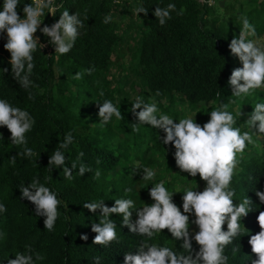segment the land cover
Here are the masks:
<instances>
[{"label": "trees", "instance_id": "16d2710c", "mask_svg": "<svg viewBox=\"0 0 264 264\" xmlns=\"http://www.w3.org/2000/svg\"><path fill=\"white\" fill-rule=\"evenodd\" d=\"M30 2L20 0L18 14L21 18L23 3ZM169 3L176 5V11L171 12V19L161 26L154 16L155 8H164ZM140 5L147 8V15H134L133 10ZM181 8L184 13L178 15ZM2 10L3 0H0ZM64 10L70 14L78 13L84 27L79 30L80 35L71 51L59 58L54 45L49 43L50 38L38 28L34 35L39 37V43L44 47L38 45L33 53L35 67L30 77L33 85L28 89L21 88L11 75L10 53L4 48L7 36L0 33V99L26 109L35 120L32 129L26 133L27 145L12 144L9 130L0 127V203L7 207L6 213H0V232L7 233V239L0 240V264H6V256L14 259L17 251L25 250V245L45 256V260L37 261V264H95L93 258L97 256L100 257V264H124L125 253L135 254L145 238L132 234L126 226H122V216L111 214L109 218L117 226V241L108 247L94 244L97 234L91 229L93 223H99L100 212L89 211L84 208V203L102 199L106 206L112 207L115 199L129 198L136 207H142L144 203L151 205L154 201L149 196V190L152 184L163 180V176L157 177L156 172L154 180H142L144 167L156 166L158 171L164 169L165 173L172 174L171 180L165 181L170 192L177 182H185L183 178L186 174L175 163V148L159 140L158 136L165 135L162 130L150 125H140L138 132L132 130V124L138 122L131 113L132 103L137 96L149 102L152 98L159 112L170 115L178 123L180 113H174L163 102L175 105L179 97L197 113L195 120L203 126L210 119L212 109L232 99L228 81L238 66L228 45L233 36H239L242 27L240 19L232 28H227L218 20L209 21L212 8L199 0H126L124 15L129 19H140L136 23L139 42L135 68L126 71L127 77L118 82L102 77L110 71L113 58L121 51L126 38L127 30L115 21L119 15L115 0H58L55 16L45 9L40 28L58 21ZM109 14L113 17L112 21L103 23L104 17ZM243 15L255 26L256 38L263 37L264 3ZM5 68L8 69L6 73L3 71ZM90 68L95 69L91 75L85 72ZM76 72H84L81 79L67 77ZM72 83L77 86L76 92L69 89ZM100 91H103V96L99 95ZM157 91L159 95H156ZM117 96L121 98L120 102ZM105 99L120 107L123 120L113 117L107 125L100 123L99 106ZM258 101L264 102V92L258 90L242 100L247 110L245 115L237 117V126L246 122V117ZM69 132L73 142L62 151L69 169L72 162L77 164V169H72L71 180L64 178L63 167L53 166L52 171L48 167L49 157ZM25 147L32 148L35 155H18ZM250 151L253 156L240 161V171L231 183V188L235 189L234 203L247 196L252 205L247 216L241 218L240 235L225 248L228 264H252L257 259L248 241L251 235L260 231L257 217L260 211H264V204L255 195L256 190L264 191V150L259 151L249 145L244 155ZM80 152L84 155L77 159ZM134 159L142 162L135 166ZM81 163L92 169L82 177L78 174ZM97 170L101 173L98 179L94 178ZM33 178H39L42 184L59 194L60 215L52 232L45 230V217L36 216L35 206L26 198H21L19 186H27ZM126 188H131L132 192L126 193ZM182 196L181 191L173 198L180 208ZM131 219L133 222L138 219L135 210ZM223 230H227L226 223ZM82 235H87L88 239H81ZM151 242L182 251V242L172 239L167 229L156 234ZM192 244L198 251L199 246L194 240Z\"/></svg>", "mask_w": 264, "mask_h": 264}, {"label": "clouds", "instance_id": "9594fccd", "mask_svg": "<svg viewBox=\"0 0 264 264\" xmlns=\"http://www.w3.org/2000/svg\"><path fill=\"white\" fill-rule=\"evenodd\" d=\"M20 0H3V10L0 11V33H6L7 42L4 48L10 53L11 75L18 81L21 88L28 89L33 85L30 79L35 64L33 53L37 51L39 37L34 34L38 28L45 37L50 38L49 43L55 46V53L65 55L75 46L80 35V29L84 27V21L80 15L70 14L64 10L58 21L51 26L44 24L45 9L53 16L55 7L53 0H31L23 3V18L18 14ZM147 8L143 5L133 10L134 15L139 13L147 15ZM176 11V5L169 3L162 8L157 6L154 16L163 26L171 19V12ZM181 8L177 13L183 15ZM87 19V17H85ZM113 17L109 14L103 19L108 24ZM242 27L239 36H233L228 47L230 53L238 57L242 67L235 68L230 77L231 97L228 103L221 102L209 113L210 119L201 126L191 116L185 115L176 123L170 115L159 112L157 104L149 102L137 96L132 103L131 113L138 122L132 124V130L138 132L140 125H150L162 130L165 135L159 137L164 145H172L175 148L174 159L177 167L188 173L191 177H199L206 182L203 191L196 188H185L182 196V208L173 202V194L181 193L172 191L161 180L152 184L149 196L154 201L151 205L144 203L142 207H136L135 202L129 198L115 199V204L108 207L104 200L85 202L84 208L96 213L99 210V223L92 224V231L96 233L93 243L105 247L117 241L116 224L109 217L111 214L122 216V226H126L134 235L144 237L135 254L127 252L124 255V264H228L229 257L225 254V248L233 242V239L241 233V218L249 213L252 200L245 197L239 203H234L235 189L231 183L236 168L249 145L255 146L257 141L254 136L264 134V102H256L253 111L248 114L244 123L248 130L242 131L237 126V117L244 115L241 110L235 114L230 110L231 105H238L239 101L252 95L255 90L264 88V45L258 41L255 26L246 15L239 17ZM251 37V38H250ZM94 68L86 69L89 75ZM4 73L8 69H3ZM84 72H76L73 79L79 80ZM157 91L156 95H159ZM103 96V91L99 92ZM219 96L220 93L218 92ZM29 98L32 96L29 94ZM139 109V111H137ZM99 117L102 125H107L115 117L123 120L120 107L111 100L105 99L99 106ZM197 114V113H196ZM195 114V117H196ZM35 123L34 118L26 109L14 107L6 99H0V127H6L11 133V143L17 146L27 145L26 133ZM2 136V134H0ZM73 142L71 132L67 133L59 148L54 150L49 157L48 167L50 171L55 167H63L64 178L73 179L72 169H77L76 162L71 163V169L66 166V156L62 151ZM26 157L35 155L32 148L25 147L23 153ZM80 152L77 159L83 157ZM15 162V156L12 158ZM99 163V161H97ZM92 169L81 163L78 174L82 177L85 172ZM142 180H154L156 172L151 168H143ZM101 173L97 170L94 178L98 179ZM21 198L27 199L35 206L36 216H43L44 227L48 232L55 228L60 215L58 208L61 200L58 193L42 184L39 178H33L27 186H19ZM131 193V188L125 189ZM255 195L261 204H264V191L256 190ZM135 210L138 219L133 222L132 211ZM7 207L0 203V213H6ZM190 215L195 219L190 221ZM260 231L250 236L248 243L251 251L257 259L252 264H264V211H260L257 217ZM190 223L197 226L198 231H190ZM227 224V230L223 226ZM167 229L172 239L181 241L180 249L174 251L169 246L151 242L156 234ZM7 233L0 232V240H6ZM81 239L87 240V235ZM193 240L199 246L196 251L193 248ZM236 249H233V253ZM95 264H100V257H94ZM45 260V256L34 252L30 245H25L24 251H17L15 258L6 256V264H37V261Z\"/></svg>", "mask_w": 264, "mask_h": 264}, {"label": "rangeland", "instance_id": "374dc122", "mask_svg": "<svg viewBox=\"0 0 264 264\" xmlns=\"http://www.w3.org/2000/svg\"><path fill=\"white\" fill-rule=\"evenodd\" d=\"M133 1V0H131ZM116 4L118 5V16L115 19L116 23L125 28L127 30L126 32V38L124 39V42L122 44V49L120 52L114 56L113 64L111 66V69L108 73L103 74L102 77H108L112 81H122L123 78L127 77L126 71L131 70L132 68H135V58H136V51H137V45L139 42V36L136 29V23L140 22V19H136L133 17L132 19H129L127 15H124V5L126 3L123 0H115ZM200 3L205 4L208 3L209 6L212 8V16L209 18V21L218 20L220 24L226 26L227 28H232L235 23L239 20V17L246 13L247 11L251 10L253 7L258 6L262 3H264V0H199ZM131 21H133L131 23ZM259 43L261 45H264V35L261 38H257ZM55 50V46H54ZM235 62L237 63L238 67H242V64L240 63L238 57L235 56ZM56 75L59 77L60 72L58 67H56ZM68 78H72V75L68 74ZM73 79V78H72ZM69 89L73 92L77 91V86L75 84H71ZM260 92H264V88L257 89ZM118 102H120L121 98L117 96ZM150 101H153L152 98H150ZM163 105L166 107H170V109L176 113H180V118L184 117L185 115L191 116L193 119H196L195 112H193L190 107L188 106V103L186 101H183L178 97L177 102L175 105H169L167 101L163 102ZM207 106H210L209 104H206ZM241 110L244 115L246 114V108L242 105V100L239 101L238 105L234 104L231 105V111L235 114L237 111ZM88 119L90 117H87ZM248 117H246L247 121ZM179 120V119H178ZM179 122V121H178ZM92 125V124H91ZM242 131L248 130L244 124L239 125ZM257 143L255 145V148L259 151L264 150V134H260V136H254ZM260 153H257L258 155ZM253 156L251 151L247 154H243V157L240 159V161L244 158L247 160L250 159ZM156 158H158L161 162L163 161L161 157L158 155H155ZM142 161L140 159L135 160L134 159V165L138 166ZM152 170L158 173V176H163L164 181H170L172 174L165 173L164 169L163 171H158L155 167H151ZM240 167L237 166L235 174L239 173ZM160 173V174H159ZM186 173V172H185ZM114 175V174H112ZM186 176V177H185ZM183 178L185 180L184 183L177 182L175 184V187L172 191L176 192H183L185 188H196L197 191H203L206 182L203 181L199 175L197 174L196 177H191L188 173H186ZM156 177V178H157ZM173 194V198L175 196ZM181 211L183 212V208H181ZM194 215H190V221L194 220ZM190 231H198V228L195 224L190 223Z\"/></svg>", "mask_w": 264, "mask_h": 264}, {"label": "built area", "instance_id": "2783aa9c", "mask_svg": "<svg viewBox=\"0 0 264 264\" xmlns=\"http://www.w3.org/2000/svg\"><path fill=\"white\" fill-rule=\"evenodd\" d=\"M123 1H125V0H123ZM57 2H58V0H53V6L55 7V10H56V4H57Z\"/></svg>", "mask_w": 264, "mask_h": 264}]
</instances>
